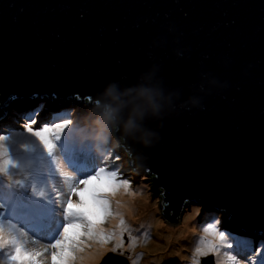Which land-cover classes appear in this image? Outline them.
Masks as SVG:
<instances>
[{
	"label": "water",
	"instance_id": "obj_1",
	"mask_svg": "<svg viewBox=\"0 0 264 264\" xmlns=\"http://www.w3.org/2000/svg\"><path fill=\"white\" fill-rule=\"evenodd\" d=\"M152 62L172 85L199 80L203 105L166 118L151 147L107 145L122 171L161 232L191 207L225 235L264 241V0H0V109H87Z\"/></svg>",
	"mask_w": 264,
	"mask_h": 264
},
{
	"label": "clouds",
	"instance_id": "obj_2",
	"mask_svg": "<svg viewBox=\"0 0 264 264\" xmlns=\"http://www.w3.org/2000/svg\"><path fill=\"white\" fill-rule=\"evenodd\" d=\"M203 90V84L197 80L191 85H172L168 83L165 79V77L162 75L161 66L156 63L152 62L146 65L141 71H139L135 77L129 81L125 82L123 80L113 79L108 81L102 89H100L95 97L93 98L92 102L87 106V109H85L82 104L78 103L74 99H70L68 101H63L61 104H63L60 107H57V111H51V112H60V116L63 115V111L60 110V108H65L69 111L70 115L69 117H64V119H70L71 122L73 121L74 117H72V110L69 109L68 103L71 106H76V113L78 119L80 121L82 120V123L78 125L80 126L79 134L87 141L93 144V146L99 145L101 148L109 145V144H116L120 147H123L129 154H133L137 149L141 148H148L153 146L160 138L159 134V127L162 126V122L166 118H172L181 115L184 112L191 111L194 109H200L203 105L204 96L201 94ZM56 104V103H54ZM53 104V105H54ZM41 107V106H40ZM44 111H50L51 108L48 106H43ZM42 107V108H43ZM7 108V107H5ZM0 109V119L3 117L2 115L6 114V110ZM85 110V113L83 114V111ZM78 111V112H77ZM80 113L82 114V118L80 117ZM47 114V113H46ZM45 123H49L51 120L55 119L56 117L51 113L46 115ZM38 118V117H36ZM39 121V119H38ZM56 121V120H55ZM67 133H65L66 135ZM79 137V136H78ZM57 148V147H56ZM100 149V148H99ZM61 152L55 150V155L57 156L56 161L58 163L54 164V173L56 174L57 167L58 166H68L72 170V176L71 174H64V176L67 177H75L78 180L84 179V176H82L79 171H77L76 168L70 165L68 159L65 157H62ZM108 152H104V154H107ZM97 156H101L98 153H94ZM105 158V155L103 156ZM112 159V157L109 155L108 159ZM42 158H40L41 160ZM43 162H48L46 160H43ZM83 159H78V163H83ZM115 162V163H114ZM112 163L117 166V162L113 161ZM98 167H104L105 164L103 161L97 162ZM114 166V167H115ZM110 167L109 169L111 171H118L120 168H114ZM49 171L40 172V175L45 174ZM89 175H93V172H89ZM47 177L48 175H44ZM56 176V175H55ZM63 176V177H64ZM121 176H117V179L119 180ZM46 182V179H45ZM71 183V181H67V185L63 189H56L53 190L52 186H48L50 188L49 193V199L42 200L41 204L42 206L47 209L51 210L53 215V220L56 224V227L58 229H62V223H80V224H87V220L84 217L81 216H68L64 214V201L66 198H70L73 200V202H78L81 199V196H83V199L85 201V205L88 209H93V201L89 197L91 196V193L89 191L88 195L85 194H71L68 192V185ZM77 188L83 189L85 186L80 185L78 182L74 185ZM111 195V194H109ZM108 195V197H109ZM184 207H182L180 211H182ZM135 212V209H134ZM178 212V213H179ZM177 213V214H178ZM177 214L169 215L167 219H171L175 217ZM131 215L126 213V209L124 208V205L118 206V207H111L110 206V214L107 215V222H110V225L118 221L121 226H127L129 225V229L133 227V224H137L133 222ZM123 221L124 223H121ZM148 222L152 224V222L147 219ZM197 221L200 222V225L198 223V226L201 228V230L204 232L205 235H199V239L201 237L202 240H212V238L207 237L208 231H206V227L211 224L213 225L208 219H206L204 216L203 218L197 219ZM214 226V225H213ZM99 229L102 230V227L98 225ZM180 228V227H179ZM198 228V230H200ZM215 229H217L216 226H214ZM141 229V228H137ZM135 230L136 233L139 234L138 230ZM146 231L143 232L142 239L145 238H151L153 237L152 228L145 229ZM29 238L27 239L29 242L33 240L31 243L32 247L36 248L37 246H40L39 250L36 248V251H42L44 248H46L47 245H49L50 241L48 239H43L38 233H35L32 231L30 227L25 231ZM221 232V231H220ZM105 234H108L112 237L114 234L115 237H118L121 233L120 229H115L114 232L110 230H106L104 232ZM228 236V235H227ZM33 237V238H32ZM232 240H234L235 237L228 236ZM111 239V238H110ZM106 242H99L96 239H88L84 238L82 250H78L76 252V260L75 264H82L83 259L86 255H92L95 248L98 245H105L108 247L107 250L103 252L99 260L96 262V264H99L101 259L106 254H113L116 256H120L122 258H125L128 261V264H131L130 261V255L129 251L126 248L127 245V233L126 231H122V239L124 241L123 246H109V240ZM237 240H234L240 244H247L244 243V240H241L239 238H236ZM35 240H38V242H35ZM217 240V235L215 238H213V241ZM249 241V240H248ZM223 241L218 242L221 243ZM225 242V241H224ZM260 242V241H259ZM264 242V241H261ZM205 244V243H204ZM204 244L200 243V247ZM248 245V244H247ZM196 244L192 242L191 246L189 247V250H186L187 252H190L193 247H195ZM188 248V247H187ZM221 250V246H219ZM259 247L255 248L258 249ZM143 253L145 252L142 249ZM203 251V250H202ZM50 252L51 249H47V251L43 252V255L40 257L44 263L43 264H51L50 259ZM200 253V252H196ZM245 264H247L248 259H251L253 261V264H258L257 262V255H260L256 251L248 250L242 251ZM142 255V254H141ZM211 256L213 264L215 261H218V264H222L221 261H225V257L222 254H206L203 256H200L199 258L202 260V263L204 264L206 259ZM173 257V256H170ZM134 258L131 257V260ZM144 255H142L141 263L143 264ZM167 260V259H164ZM179 260H181L179 258ZM186 260V258L184 259ZM260 260V259H258ZM169 261V260H167ZM175 261L172 260L173 264ZM162 263V261L160 262ZM209 264L208 262H206ZM184 264V262L182 263Z\"/></svg>",
	"mask_w": 264,
	"mask_h": 264
},
{
	"label": "snow or ice",
	"instance_id": "obj_3",
	"mask_svg": "<svg viewBox=\"0 0 264 264\" xmlns=\"http://www.w3.org/2000/svg\"><path fill=\"white\" fill-rule=\"evenodd\" d=\"M68 110H63V115H69ZM57 120L42 127L33 129L35 120H30L25 128L32 137L36 138L40 145L46 150L54 163L56 161L55 150L57 141L60 142V148L68 159L71 166L77 169L84 176V179L64 176L66 181H71L68 185V192L71 194L89 191L92 196L93 209H88L85 205L83 196L78 202L66 198L64 201V214L68 216H81L87 220V224L80 223H62V229H58L53 220L54 213L45 209L41 201L46 200V193L43 187L36 184L31 186L32 197L16 191L15 186H22L20 181L9 179L5 184L3 177H12L15 171L20 169L19 162L10 154V148L5 143H0V257L6 256L10 264H42L40 257L44 251L51 249V264H75L76 252L82 250L84 238L96 239L99 242H106L111 238L99 229L100 218L110 214V202L108 195L113 193L119 187H126L127 180L117 179L118 173L109 170L115 165L110 161L104 160L103 156H97L92 152L91 143L77 140L75 134L70 128V119H61L60 114ZM67 130V134L65 135ZM63 136V139H62ZM9 136H0V142H7ZM25 150L29 148L28 144L21 145ZM97 148H101L97 145ZM104 148V147H103ZM83 158V163H78V159ZM103 161L105 166L98 167L97 162ZM59 172V169L57 168ZM93 172V175H89ZM63 176V173H60ZM84 185L83 189L77 188L76 183ZM55 191V188L53 187ZM8 217L7 225L4 223V217ZM13 219L22 221L28 225L33 232L38 233L41 238L48 239L49 245L42 251H35L28 247L24 237L27 233L15 228L11 221ZM123 223V222H122ZM206 231L218 235L220 241L226 239L224 232L216 233L213 225L209 224ZM206 247L209 251L215 250L217 245L212 241H206ZM231 248V245H228ZM240 251L248 247L247 244L237 246ZM264 257V245L254 249ZM258 257L257 259H260ZM235 260V257H233ZM247 264H253L248 259ZM260 264H264V259H260Z\"/></svg>",
	"mask_w": 264,
	"mask_h": 264
},
{
	"label": "rangeland",
	"instance_id": "obj_4",
	"mask_svg": "<svg viewBox=\"0 0 264 264\" xmlns=\"http://www.w3.org/2000/svg\"><path fill=\"white\" fill-rule=\"evenodd\" d=\"M68 107L69 109L72 110L71 113L73 114L77 110L76 106H71L69 103H68ZM7 108L8 109L6 111V114L2 115L3 117L0 119V136H9L10 138L7 142H0V143H5L6 146L10 148L11 156L14 159H16L20 164V169L13 173L18 175L17 177H15V179H20L21 182H23L25 185L27 184L30 187L33 184H36L38 187H43L45 189L46 197L48 200L49 199L48 195L50 193V188L48 186H52L59 190L63 189L67 185V181L64 179L63 177L64 175L62 176L60 175V173L71 174L72 176V170L70 167L62 165L57 167L59 169V172H56L55 174L53 172L54 169L53 166L55 163L52 161V158L48 156L46 150L43 148L42 145H40L39 141L36 138L32 137L31 134L27 132L25 125L29 123L30 120L32 119L35 120L36 117L40 116L41 119L39 117L38 122H36L37 120H35V123L32 126L33 129L42 127L44 126V124H48L45 123V120H47L45 116L46 113L47 114L49 113V115L53 113V115L56 117L55 119L49 122L51 123L57 120L56 114H60V112H51V111H57L58 108L50 109V111L47 112L44 111V107L40 108V106L7 107ZM84 113L85 110L83 111V114ZM74 115L77 116V113H75ZM64 117L68 118L69 116L68 115L60 116L61 119H64ZM80 117L82 118L81 113H80ZM75 118L79 121V124L82 123V120L80 121V119H78L77 117ZM8 122H11L12 125H9ZM77 132H79V130L73 131L75 135L78 134ZM77 140L80 142L86 141L85 139H82V137H78ZM56 143L57 146L60 145L59 141H57ZM23 144H28L29 148L25 150L21 146ZM91 147L93 153H98L101 156L105 155L104 160L110 161L111 163H112V159L113 161H116L108 146L99 149L97 148V146L95 145L93 146V144L91 143ZM104 152H108V153L104 154ZM60 154H62V149ZM109 155L112 157V159L110 158L108 159ZM62 157H64V154L62 155ZM40 158L42 159L40 160ZM43 160H46L48 162H43ZM119 168L120 170L118 171V175L121 176L119 180L120 181L127 180L128 185L126 187L117 188L113 193H111V195H109L108 200L110 202L111 207H118L125 204L123 198L128 197L127 193L129 192L134 194L137 198H139L138 200L137 198L135 199L136 200L134 203L135 212L134 210L133 211L126 210L127 214L133 216L132 217L133 222L134 223L137 222V224L135 225L132 223L131 225H133V227H131L130 229H129L130 222L128 227L121 226V224H119L118 221L110 225V222H107V215H105L100 218L99 225L102 227L103 232H105L107 229L112 232H114L115 229L121 230V233L119 234L118 237H115L113 234L111 239L109 240V246H113V247L124 245V241L122 239V231H126L128 236L126 248L129 251V255L134 258L133 260H131V257L129 258L131 264L141 263L142 255H144L143 264H171L167 260L175 261L173 264H182L183 262L184 264H203L202 260L199 257L209 253L214 254L215 256L216 254L220 255L223 253V256L225 257V262L227 264H245L242 251H240L237 247L239 243L234 241L237 240L236 238L232 240L227 235H225L226 237V239L224 240L225 242L223 241L218 244V242H220L218 235H217V240L213 241V238L216 237V234L208 231L207 237L209 238L211 237L212 240L204 241L201 239V237L199 239V235H205L204 232L201 230V228L198 226V223L200 224V222L197 221V219L203 218V215L200 214L195 208L184 207V209L180 211L175 217L166 220L163 226V231L161 232L160 226L156 221L151 209L149 208L146 210L141 207H138V204L140 205L141 203H143L145 199L142 197V195L137 190L135 185L125 175V173L122 171L120 166ZM43 170L49 172L40 175V172H43ZM44 175H48V176L45 177ZM19 192L21 194H24L25 189L20 190ZM81 194L88 195V192L83 191ZM89 198L92 199V197ZM0 215H3L2 211H0ZM171 215H173V213ZM147 219H149L152 222V224L148 222ZM122 222L123 221H121V223ZM4 223L6 225L8 223V217L6 216L4 217ZM11 223L12 225L15 226V228H18V224L16 221L12 220ZM179 227L183 229L182 236L175 237L174 235L176 234ZM137 228H141V229H137ZM149 228L150 230L152 228L153 237L142 239L141 237L143 235V232L146 231L145 229H149ZM198 228H200V230H198ZM206 228H208V226ZM136 229L138 230L139 234L136 233L135 231ZM167 229L171 230L172 233L165 231ZM219 232L220 230L217 228L216 233ZM166 237H168L167 242L166 244H164ZM206 241L214 242L217 245L215 250L209 251L206 247ZM192 242H194L196 246L193 247V249H191L190 252L185 251V249L189 250V247L191 246ZM243 242L248 244V247L245 249L252 251H254V249L257 247L260 248L261 245H264V242H259V241L244 240ZM159 243L162 245L160 246ZM200 243L202 244L205 243V244L200 247L199 246ZM153 244H158V246L154 247ZM228 245H231V248H229ZM219 246H221V250ZM36 248L39 250L40 246H37ZM107 249L108 247L105 245H98L91 256V258L94 259L93 263L97 262L101 257V255L103 254V252ZM142 249L145 251L144 253ZM196 252H200V253H196ZM233 257H235V260L233 259ZM256 257H260V255H257ZM179 258L181 260H179ZM185 258L186 260H184ZM260 259H264V257H260ZM161 261L162 263H160ZM257 262L258 264H260V260L257 259ZM204 264L207 263L205 262ZM209 264H213V261L211 260ZM214 264H218V261H215Z\"/></svg>",
	"mask_w": 264,
	"mask_h": 264
},
{
	"label": "trees",
	"instance_id": "obj_5",
	"mask_svg": "<svg viewBox=\"0 0 264 264\" xmlns=\"http://www.w3.org/2000/svg\"><path fill=\"white\" fill-rule=\"evenodd\" d=\"M43 106H41L40 108H42ZM76 113V112H75ZM29 116V115H28ZM40 117V116H39ZM39 117L36 119L35 118V120H37L36 122H38V119H39ZM72 117H74L75 118V116L73 115V113H72ZM40 119H41V117H40ZM78 120L75 118L74 119V121H72V123H71V125H70V128L72 129V131H78L79 129H80V126L78 125ZM8 124L9 125H12L11 124V122H8ZM26 124V123H25ZM6 132V131H5ZM8 132V131H7ZM78 134H76L75 136H76V138H78V136L79 137H82L80 134H79V132H77ZM82 139H84L83 137H82ZM57 151H59V152H61V148L59 147V146H57V148H56V152ZM115 169L116 168H119V164L117 165V166H115L114 167ZM53 172H55L54 170H53ZM0 175H2V174H0ZM18 175L17 174H13L12 175V177L11 178H9V177H7V176H4L3 177V181H4V183L6 184L7 182H8V180L9 179H12V180H14V181H20V179H15V177H17ZM140 181H142V179L140 180ZM21 182V181H20ZM21 185L22 186H15L14 185V187H15V189H16V191H20V190H23V189H25V193L23 194V195H26L27 197H29V198H31L32 197V192H31V187L30 186H28L27 184L25 185L23 182H21ZM14 221H16L17 222V224H18V228L17 229H20L21 231H23V232H25L27 229H28V225H26L25 223H23L22 221H19V220H16V219H13ZM220 220V219H219ZM26 233V232H25ZM29 238V236H28V234L24 237V239H25V241L28 243V247L30 248V249H32V250H35L36 251V248H34V247H32V245H31V243L33 242V240L32 241H28L27 239ZM35 242H38V240H35ZM245 251H248V250H246V249H244ZM41 259V258H40ZM41 261H42V264L44 263V261L41 259ZM221 263L222 264H227L225 261H221ZM0 264H10V262L9 261H7V259H6V256H4V257H0ZM46 264V263H45Z\"/></svg>",
	"mask_w": 264,
	"mask_h": 264
},
{
	"label": "bare ground",
	"instance_id": "obj_6",
	"mask_svg": "<svg viewBox=\"0 0 264 264\" xmlns=\"http://www.w3.org/2000/svg\"><path fill=\"white\" fill-rule=\"evenodd\" d=\"M45 106H48L49 108H51V109H53V108H55V106L53 105V104H48V105H45ZM7 109L8 108H6L5 110L7 111ZM26 109V108H25ZM60 110L61 111H63V110H66L65 108H60ZM127 196L128 197H125V198H123V200L125 201V204H124V208L127 210V211H133L134 209H135V206H134V203H135V199L137 198L134 194H132V193H127ZM139 198H137V200H138ZM137 203V202H136ZM138 207H141V208H143V209H149V206H148V204H147V202L146 201H144L143 203H141L140 205L138 204ZM165 231H168V232H171L172 233V231L171 230H165ZM182 231H183V229L180 227L178 230H177V232H176V234L174 235L175 237H178V236H182ZM167 238L168 237H166V240H165V243L164 244H166V242H167ZM159 245L161 246L162 244H160L159 243ZM153 246L154 247H157L158 246V244H153ZM92 256V255H91ZM91 256L90 255H86L85 257H84V259H83V262H82V264H90V263H93V260L94 259H92L91 258ZM169 262L170 263H172V260H169ZM93 264H96V262L95 263H93Z\"/></svg>",
	"mask_w": 264,
	"mask_h": 264
}]
</instances>
